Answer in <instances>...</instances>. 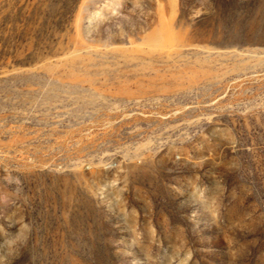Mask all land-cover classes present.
Here are the masks:
<instances>
[{
    "label": "rangeland",
    "instance_id": "obj_1",
    "mask_svg": "<svg viewBox=\"0 0 264 264\" xmlns=\"http://www.w3.org/2000/svg\"><path fill=\"white\" fill-rule=\"evenodd\" d=\"M0 264H264V0H0Z\"/></svg>",
    "mask_w": 264,
    "mask_h": 264
}]
</instances>
